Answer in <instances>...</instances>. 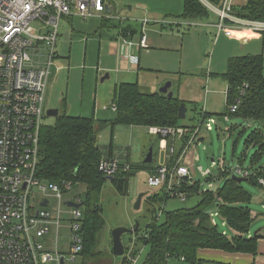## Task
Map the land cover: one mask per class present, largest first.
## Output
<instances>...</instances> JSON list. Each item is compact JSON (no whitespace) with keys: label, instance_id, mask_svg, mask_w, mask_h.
I'll return each instance as SVG.
<instances>
[{"label":"rangeland","instance_id":"374dc122","mask_svg":"<svg viewBox=\"0 0 264 264\" xmlns=\"http://www.w3.org/2000/svg\"><path fill=\"white\" fill-rule=\"evenodd\" d=\"M245 1L240 0L239 4ZM109 2L112 11L107 16L108 19H105L106 25L103 24L102 17L60 19L59 38L55 47L56 57L51 68L45 110L60 107L61 112L64 110L69 115L94 116L107 124L100 128L98 145L107 157L116 158L121 164H129L131 174L125 193H121L111 179H108L101 188L100 203L106 225L98 250L108 255L106 261L111 259L113 264H126L123 255H115L112 252V232L117 227L133 229L138 223L139 231L124 233L122 241L128 249L127 253L133 250L136 252V260L129 264H142L149 247L137 239L147 224L154 220L153 215L157 212L159 222H163L165 211L193 207L200 201L201 196L193 195L185 200L171 197L166 202L149 201L148 197L154 195L155 191L160 195L163 194L147 183L149 172L160 158L161 137L153 134L148 127L117 122V112L109 108L116 104L117 84L138 82L146 91L160 92L161 87L172 82L171 91L178 93L181 88V92L190 97L204 94L205 87L209 89L207 101H204V98L196 99L199 108L206 102V111L214 114L217 124L211 131L206 130L205 126L202 127L203 138L188 150L182 160L190 165L192 177L201 181L202 189L216 190L222 179L216 178L219 168L211 167L212 159H225L229 167L237 165L250 167V155L254 148L251 146L247 148L244 141L252 128H264V124L255 119L236 116H229V119H226L224 112L227 102V83L222 77L211 74L225 72L230 57L246 54L264 55L263 35L237 34L239 39H229L221 33L216 37L217 28L213 25H204L216 21V16L211 13L209 17L204 18L184 17L182 15L184 0H109ZM143 20L149 21L145 29L148 39L151 34L160 33L179 36L172 37V42L177 41V48L162 50L149 45V48L139 49ZM127 25L137 30V33L130 37L135 46L129 49L121 34L122 28ZM32 26L35 30L44 29L37 22H33ZM153 30L157 31L152 33ZM112 47L117 51H111ZM126 49L128 55H135L133 53L135 52L141 58L138 68L130 65L124 67L120 63ZM30 53L36 63L46 66L49 55L46 45H41L37 52L34 49ZM124 56L127 57V53ZM106 74L108 77L102 81ZM207 80H209L208 84ZM187 107V117L182 121L187 125H200V116L193 106L189 103ZM55 122L56 118L46 115L45 124ZM231 127L233 128L230 130ZM244 129L245 132L241 133ZM235 141L237 146L233 154ZM153 144L155 161L144 164ZM244 151L247 158L241 164L238 157ZM197 156L198 160H194L193 158ZM200 168L204 171L211 168L213 179L206 180ZM243 185L253 196L250 207L254 219L250 231L255 234L264 227V190L251 181H244ZM141 193H146V196L137 209L135 203ZM75 195H81L85 201L87 184L81 181L73 182L72 190L65 199L70 200ZM51 201L55 203V199ZM85 209L84 204L81 207L83 217ZM222 222V217L217 218L219 227L228 230ZM69 264H80V262L78 260Z\"/></svg>","mask_w":264,"mask_h":264},{"label":"built area","instance_id":"2783aa9c","mask_svg":"<svg viewBox=\"0 0 264 264\" xmlns=\"http://www.w3.org/2000/svg\"><path fill=\"white\" fill-rule=\"evenodd\" d=\"M199 1L216 16V21L204 24L217 28L216 37L221 33L228 37L235 33H264V19H251L236 12L240 0ZM107 6H110L108 0H0V264H69L78 260L83 264V198L75 195L66 200L73 182L44 181L37 176V167L60 19L65 16L107 17ZM33 22L44 29L35 30ZM148 24V20L142 21L140 49L149 47L145 34ZM124 43L128 48L134 45L130 36H124ZM41 45L49 49L46 66L36 63L30 53L34 49L37 52ZM126 61L138 65L139 56L127 54ZM109 108L115 111L117 106L113 104ZM237 108L238 102L229 109L234 112ZM200 122L194 125L192 133L187 127H150L153 134L161 136L160 149L167 156L148 176L150 187L170 197L187 199L183 187L196 179L192 177L190 165L182 158L203 138V126L211 131L217 124L213 116L202 115ZM185 135L188 137L184 151L177 162L171 164L169 160L178 150L174 140L181 141ZM193 159L198 160V156ZM211 167L232 177L251 178L253 175L240 165L229 167L224 159H212ZM121 169L131 170L129 164H121L116 158L104 157L99 164L105 176H115ZM200 170L206 178L211 175V168ZM259 183L264 185V178H260ZM51 199H55V203ZM45 200L47 205L43 204ZM68 201L82 205L69 206ZM210 215L217 225L219 212L211 210ZM155 216L158 217L157 212ZM222 225H227L225 220ZM223 233L227 234V230L223 229ZM127 250L125 247L123 261L129 264L136 260V252L127 253Z\"/></svg>","mask_w":264,"mask_h":264},{"label":"trees","instance_id":"16d2710c","mask_svg":"<svg viewBox=\"0 0 264 264\" xmlns=\"http://www.w3.org/2000/svg\"><path fill=\"white\" fill-rule=\"evenodd\" d=\"M236 12L251 19H264V0H246L236 7ZM182 15L187 18H204L209 17L210 13L199 0H184ZM102 18L103 24L106 25L105 19L108 17ZM135 33L137 30L131 25L122 28L124 36L133 37ZM262 35L264 43V33ZM211 75L222 77L227 83L225 117L251 118L264 124L263 54L230 57L225 72ZM115 101L117 122L148 128L187 127L190 129L189 133H192L195 126L184 124L178 119L182 102L191 103L198 116L214 115L206 110L203 112L197 102H187L178 95L169 97L168 94L158 91H146L138 82L118 83ZM237 102V110L231 112L230 106ZM104 125L107 124L94 116L69 115L63 110L54 124H45L41 130L37 176L49 182L81 181L87 184V196L83 201L86 205L82 221L83 264H113L111 259L106 261V253L98 250L106 225L100 203V191L103 184L111 179L117 189L125 193L131 174V170L121 169L111 177L105 176L99 170L100 161L107 157L98 145L99 131ZM244 132L245 129L241 133ZM187 137H182L181 147L169 160L171 164H175L181 157ZM244 143L247 148H254L250 156V167L247 168L253 175L248 181L264 189V185L259 183V179L264 178V128H252ZM236 146L237 141L233 144V154ZM246 158V151L238 157L241 164ZM216 178L222 179L216 190L202 189L198 179L193 184L184 185L187 198L193 195L201 196L195 206L165 211L163 222H159L158 217L153 215L154 220L147 224L137 239L149 247L142 264H203L205 260L199 254L202 249L231 253L258 252L261 234L258 232L250 235V226L254 219L250 208L253 199L251 192L243 182L235 180L221 169ZM212 179V174L206 178L208 181ZM169 198L171 197L165 192L148 197L151 202H166ZM212 209L219 212L218 218L222 217L223 221H226L227 234L223 233L219 224H213L210 215Z\"/></svg>","mask_w":264,"mask_h":264},{"label":"crops","instance_id":"0c3cea01","mask_svg":"<svg viewBox=\"0 0 264 264\" xmlns=\"http://www.w3.org/2000/svg\"><path fill=\"white\" fill-rule=\"evenodd\" d=\"M110 7H111V5H110ZM97 17H100V16H97ZM156 31L157 30H153L152 33L156 32ZM121 34H122V30H121ZM160 34H151V36L148 39L149 40L148 44L150 45V47L159 48V49H162V50H171V49H176L177 48L176 47L177 46V41H175V43L172 42L173 41L172 37H179V36L167 35V33H160ZM237 34H239V33H235L232 37H228V36L227 37L229 39H232V38L239 39V37L236 36ZM243 34H245V33H243ZM243 34H241V35H243ZM123 36H124V34L122 35V37ZM178 44L179 45L181 44L180 39L178 41ZM134 46L135 45H133V47ZM111 51L116 52L117 50H116L115 47H112ZM123 53H122V55H123ZM125 53L128 54L127 49H126ZM125 53H124V55H125ZM133 53L136 55L135 52H133ZM124 55H123L122 60L120 62V63L123 64L124 67L130 65L132 67H137L138 68L140 66V61H141L140 57H139V64L138 65H131L129 62L126 61V57ZM208 82H209V80H207V84H208ZM155 86H157V85H155ZM205 88H206V90H205L204 94H201L200 96H197V97H196V95H193L191 97L187 96L185 93L181 92V88L179 89L180 91L178 93L174 92V95H178L181 99H183V100H185L187 102H197V103H199L198 99H196V98H199V99L204 98V101H205L207 95L210 93L209 89L207 87H205ZM204 103L205 104H203V106L202 105L201 106L199 105V106H200V108H203V109L206 110V107H205L206 106V102H204ZM188 104L189 103H187V106H188ZM190 105H192V104L190 103ZM149 129L150 128H148V130ZM174 144H175L176 148H178V149L181 147V141L180 140H176V141L174 140ZM159 149H160V146H159ZM155 157L156 156H155V151H154L153 162L155 161ZM166 159H167L166 153L163 152L160 149V158L158 160V163L151 169V171L149 172V175L153 174V172L155 171L156 167L160 163L166 161ZM154 193H158V192L155 191ZM263 204H264V201H263ZM258 232L261 234V237L259 238L258 252L256 254L240 253V252H235V253L232 252L231 253V252H227V251H223V250L202 249L199 254H200V257L205 260V262L203 264H264V227H262L256 233H258ZM253 234L254 233L250 231V235H253Z\"/></svg>","mask_w":264,"mask_h":264},{"label":"water","instance_id":"95a60500","mask_svg":"<svg viewBox=\"0 0 264 264\" xmlns=\"http://www.w3.org/2000/svg\"><path fill=\"white\" fill-rule=\"evenodd\" d=\"M107 13L111 12V7L107 6L106 8ZM108 77V74H106L103 78L102 81ZM171 87H172V82H168L166 83L165 86L160 88V92L161 93H165L168 94L169 97H172L174 95V92L171 91ZM61 112V108L60 107H52V108H48L46 111V115L49 117H54L57 118L60 115ZM187 112H188V107H187V103L186 102H182L180 107H179V113H178V119L180 120H184L187 117ZM153 158H154V144L151 146V148L149 149V152L146 155L144 164H151L153 163ZM233 178L239 182H244V181H248L249 178H245V177H238L236 175H233ZM146 196V193H141L137 199V202L135 203V208H140L141 202L143 197ZM44 205H47V200H45L43 202ZM67 204L69 206H74V207H80L82 204L80 203H76L74 201H68ZM139 229V224L137 223L136 226L133 229L130 228H126V227H117L113 230L112 232V252L115 255H123L124 251H125V246L123 244L122 241V236L124 233L126 232H136Z\"/></svg>","mask_w":264,"mask_h":264},{"label":"bare ground","instance_id":"6f19581e","mask_svg":"<svg viewBox=\"0 0 264 264\" xmlns=\"http://www.w3.org/2000/svg\"><path fill=\"white\" fill-rule=\"evenodd\" d=\"M47 111V110H46Z\"/></svg>","mask_w":264,"mask_h":264}]
</instances>
